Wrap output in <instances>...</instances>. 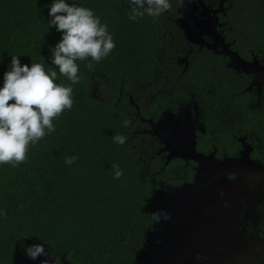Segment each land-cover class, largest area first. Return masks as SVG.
Instances as JSON below:
<instances>
[{"label":"trees","instance_id":"trees-1","mask_svg":"<svg viewBox=\"0 0 264 264\" xmlns=\"http://www.w3.org/2000/svg\"><path fill=\"white\" fill-rule=\"evenodd\" d=\"M187 1L169 0L161 16L132 21L130 0H73L107 24L116 46L99 62L77 61V84L58 73L56 82L73 89L71 110L53 120L54 132L29 146L23 163L0 165V264H11L15 249L29 240L60 264H136L158 223L149 204L167 168L150 119L204 89L202 61L217 58L204 48L190 51L189 67L181 63L197 48L177 22ZM52 2L0 0V84L11 56L54 67L46 62L49 45L60 39L47 23ZM227 4L236 26L264 14V0ZM116 135L126 142L116 143ZM72 156L77 159L69 166L65 159ZM113 165L123 173L118 179Z\"/></svg>","mask_w":264,"mask_h":264},{"label":"flooded vegetation","instance_id":"flooded-vegetation-1","mask_svg":"<svg viewBox=\"0 0 264 264\" xmlns=\"http://www.w3.org/2000/svg\"><path fill=\"white\" fill-rule=\"evenodd\" d=\"M230 7L227 0H192L180 8L189 28L198 27L197 21L209 24L203 40L194 39L184 25L183 32L197 48L189 50L181 63L189 67L190 51L204 48L217 58L202 61L207 65L201 76L205 90L199 87L189 93L185 105L167 108L152 118L156 133L174 138L178 134L179 144L186 148V132L157 122L162 117L167 125L193 129L196 152L212 160L175 157L165 162L160 177L165 180L159 181L157 189H165L166 197H173L176 187H194L201 174L217 191L216 206L205 202L208 206L199 207L197 217L185 218L188 207L166 211L168 223L175 228L169 230L170 237L181 241L174 253L182 261L179 264H264V14H251L250 24L240 27L231 21ZM201 56L208 58L206 52ZM163 152L167 159L169 151ZM181 203L187 206L186 200ZM24 247L15 249L11 264H34Z\"/></svg>","mask_w":264,"mask_h":264},{"label":"clouds","instance_id":"clouds-1","mask_svg":"<svg viewBox=\"0 0 264 264\" xmlns=\"http://www.w3.org/2000/svg\"><path fill=\"white\" fill-rule=\"evenodd\" d=\"M130 6L129 19L135 21L144 15L159 17L170 4L169 0H130ZM48 17L49 29L54 27L60 33L59 41L49 45L51 54L46 60L54 67L46 70L44 63L22 64L20 56H11L3 74L0 84V165L23 163L29 146L54 132L53 120L65 110H71L73 89L56 82L58 73L77 84L80 81L77 61L90 57L99 62L116 46L107 24L102 23L92 9L73 0H53ZM129 123L125 121V126ZM113 139L121 145L126 142L123 135H116ZM76 159V156L66 158L65 163L70 166ZM113 168L118 179L123 173L117 165ZM23 251L34 264L36 261L59 264V258L48 254L39 241L26 245Z\"/></svg>","mask_w":264,"mask_h":264},{"label":"water","instance_id":"water-1","mask_svg":"<svg viewBox=\"0 0 264 264\" xmlns=\"http://www.w3.org/2000/svg\"><path fill=\"white\" fill-rule=\"evenodd\" d=\"M178 19L179 20H177V22L183 28L184 25L181 23V17ZM150 122L152 123L155 132L156 123L153 121V119H150ZM159 123L164 125V127H172L174 130L182 133L186 132L188 135L186 138L187 141V148H186L183 146L182 143L179 144L180 137L178 136L177 133H176L177 138H174L171 135H167L157 130L158 136L160 137L161 141L165 144L162 150L169 151V155L167 156L166 163H168L172 158L187 157V156H190L192 158H197L200 162H204V161L212 162V160L208 156L196 152L194 146L193 129H190L188 131V129L185 127L183 128L181 126L172 125V124L167 125L163 122L162 117H160ZM208 181H211L208 178V176L205 174H201L198 176V178H196L194 182V187H183V188L182 186L176 187L174 190L175 193L173 194V197H166L165 196L166 190L162 188L157 189L154 192L151 201L154 198L155 193L157 191L162 192L160 197L161 199L160 203L165 204V206L155 207V209L154 208L153 209L156 212L158 219L161 220L163 228H161L158 234L154 236L148 233L147 235L148 240L146 239V243L136 254L135 257L136 264H179L180 262H182L180 260V257L174 255V253L177 252V246L180 245L181 241H178L170 237L169 230L174 229L173 230L174 232L175 228L173 227L174 224L170 225L168 223L166 211L168 209H174V208L181 210L183 209V207H188L187 211L185 212V218H191V216L197 217V214L199 213L198 208L208 206L209 202H211L210 204L213 205V207H215L216 205L213 203V198H214V194L217 195L216 193L217 191L213 187L214 184L212 183L209 184ZM179 194L182 195L183 198L180 199ZM189 196H192V199L188 198ZM183 199L186 200L187 206L182 205L181 201ZM205 202L208 204L205 205ZM157 238L161 239L159 243L155 241ZM168 252H170L171 255H169Z\"/></svg>","mask_w":264,"mask_h":264},{"label":"rangeland","instance_id":"rangeland-1","mask_svg":"<svg viewBox=\"0 0 264 264\" xmlns=\"http://www.w3.org/2000/svg\"><path fill=\"white\" fill-rule=\"evenodd\" d=\"M181 23L186 26V27H184L182 25L184 28H186V30L189 32L190 35L192 34L194 36V39L196 38V39H199V40H203L204 38H206L205 34H209V29L207 28V26L209 24L207 22H205V21H197L196 24L198 25V27H196V25H195V28H189L190 26L182 18H181ZM204 28L207 29V30H204ZM190 32H192V33H190ZM157 123H159V121ZM165 128L167 129L168 127H165ZM161 194H162V192L157 191L155 193V196L152 199L151 203L149 204V208L155 214H156V212L154 211L155 207H163V206H165V204H161L160 203ZM157 221H158V223L155 224L154 228H152L151 231L148 232L149 234H151L153 236L155 235V230L158 231L161 228H163L161 220L157 219ZM147 240H148V237H147Z\"/></svg>","mask_w":264,"mask_h":264}]
</instances>
